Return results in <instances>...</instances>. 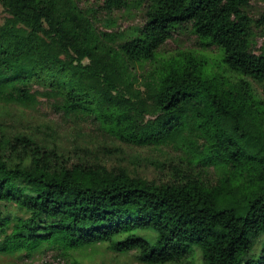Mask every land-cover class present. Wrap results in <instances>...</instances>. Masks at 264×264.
<instances>
[{
    "label": "trees",
    "instance_id": "16d2710c",
    "mask_svg": "<svg viewBox=\"0 0 264 264\" xmlns=\"http://www.w3.org/2000/svg\"><path fill=\"white\" fill-rule=\"evenodd\" d=\"M0 4V103L44 97L75 125L168 155L165 177L150 180L0 127V255L55 250L83 264L77 254L105 243L144 264H264V97L251 83L264 88V44L253 42L264 11L252 0H141L143 22L120 28L112 15L131 0ZM188 26L219 48V71L192 50L159 56Z\"/></svg>",
    "mask_w": 264,
    "mask_h": 264
},
{
    "label": "rangeland",
    "instance_id": "374dc122",
    "mask_svg": "<svg viewBox=\"0 0 264 264\" xmlns=\"http://www.w3.org/2000/svg\"><path fill=\"white\" fill-rule=\"evenodd\" d=\"M81 5L91 6L99 10L103 0H80ZM141 0H131L128 9L117 10L112 17L117 26L127 28L143 22V12L139 4ZM252 13L257 16L264 11V1L252 0ZM8 12L0 4V22L8 17ZM105 12L99 11V18L105 17ZM101 25V24H100ZM254 47L258 51L264 44V34L256 29L253 37ZM192 50L205 56L215 70L219 69L220 50L217 46H205L202 40L193 33L190 26L179 30L173 39L168 40L159 51V56L167 58L182 51ZM260 52V51H258ZM150 69L149 64L137 65L140 74ZM255 93L264 97V88L258 82L251 81ZM34 88H38L35 85ZM40 104L35 108H25L18 103H0V127L3 130L16 133L25 132L35 137L49 147L59 146L68 155L77 157L79 153L92 155L89 158L101 159L110 167L125 166L133 175L152 179H162L160 161L168 157L162 151L152 148L138 147L125 144L115 138L102 134L101 130L90 123L75 125L61 112L56 111L44 97H40ZM50 127L53 130H50ZM75 145L78 149H75ZM82 148H87L84 151ZM6 211L13 215L26 216L24 210L14 204H8ZM138 251L120 253L109 248L108 244L101 243L88 249L82 254H77L83 264H144L137 258ZM0 264H68L56 255L55 250L37 253L32 258L18 255H0Z\"/></svg>",
    "mask_w": 264,
    "mask_h": 264
}]
</instances>
